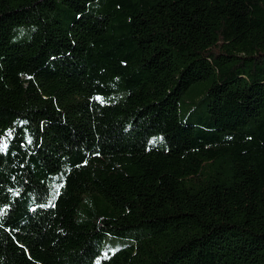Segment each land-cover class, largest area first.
<instances>
[{"label":"trees","instance_id":"1","mask_svg":"<svg viewBox=\"0 0 264 264\" xmlns=\"http://www.w3.org/2000/svg\"><path fill=\"white\" fill-rule=\"evenodd\" d=\"M97 261L264 264V0H0V264Z\"/></svg>","mask_w":264,"mask_h":264},{"label":"rangeland","instance_id":"2","mask_svg":"<svg viewBox=\"0 0 264 264\" xmlns=\"http://www.w3.org/2000/svg\"><path fill=\"white\" fill-rule=\"evenodd\" d=\"M30 28L21 26L11 33V39L15 42H21L29 38ZM210 84L209 78H204L192 83L182 94L178 103V115L180 120L189 123H199L206 115L208 102L207 89ZM162 133H156L148 138V145L163 147ZM129 242L126 237L106 236L102 242L101 253L99 257L105 256L114 249Z\"/></svg>","mask_w":264,"mask_h":264},{"label":"snow or ice","instance_id":"3","mask_svg":"<svg viewBox=\"0 0 264 264\" xmlns=\"http://www.w3.org/2000/svg\"><path fill=\"white\" fill-rule=\"evenodd\" d=\"M107 254L105 255V258H106ZM97 264H99V261H97Z\"/></svg>","mask_w":264,"mask_h":264}]
</instances>
